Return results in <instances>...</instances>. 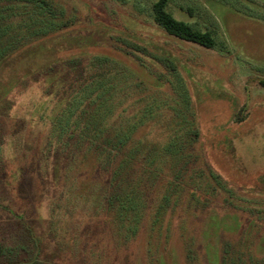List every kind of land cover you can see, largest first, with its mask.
<instances>
[{"label": "rangeland", "instance_id": "374dc122", "mask_svg": "<svg viewBox=\"0 0 264 264\" xmlns=\"http://www.w3.org/2000/svg\"><path fill=\"white\" fill-rule=\"evenodd\" d=\"M54 1L68 23L0 61L4 252L14 248V264H220L223 233L247 236L254 228L244 252L264 264V0H169L177 19L214 31L213 48L169 36L152 18L155 0ZM132 43L149 53H131ZM71 59L104 75L79 107L87 135L94 124L102 139L122 143L126 156L150 150L149 162L162 171H151V183L167 193V212L150 211L154 192L151 209L142 212L137 198L125 200V187L132 186L134 197L146 190L139 167L118 172L120 201L113 205L108 185L84 187L78 177L89 172L75 161L93 155L86 144L43 154L49 136L59 139L60 124L53 122L63 100L47 93L53 77L42 71ZM72 116L61 123L72 124L74 142L79 117ZM191 129L199 132L188 150L200 155L195 165L211 167L232 191L211 192L209 178L199 177L201 188L190 191L174 184L180 161L189 157L179 147ZM44 158L57 178L50 187Z\"/></svg>", "mask_w": 264, "mask_h": 264}, {"label": "trees", "instance_id": "16d2710c", "mask_svg": "<svg viewBox=\"0 0 264 264\" xmlns=\"http://www.w3.org/2000/svg\"><path fill=\"white\" fill-rule=\"evenodd\" d=\"M168 3L169 0H155L152 5L151 15L154 22L161 26L169 36L207 48H213L217 45L213 30L208 28L205 29L200 26L198 27L194 22L177 19L171 13ZM61 9V6L54 0H0V61L11 53L17 52L29 45L31 42L44 38L51 33L58 32L62 26L68 23L65 18L66 14L63 9ZM130 46L132 47L131 53H134L133 50H141L145 53H149L145 46L136 43H132ZM159 60L162 61L161 59ZM78 65H80L79 60L71 59L62 65V69L58 68L56 64L43 68V74H50L51 77H53L50 79L49 85L46 88L47 93L54 94V97L57 98L55 100H59L60 102L63 100L62 103H60L62 108L56 113L58 117L55 118V123L53 122L54 126L55 124L61 125L56 126L59 132V139H56L55 135L54 137L49 136L45 148L43 149V154L50 156L56 153V151L64 153L71 152L72 146H74V149H80L83 143L86 144V146L93 151V155L89 158L75 157V161L78 162L77 166H81L82 168L85 167L89 172H82L78 177L85 178L83 182L84 187H87L88 182L90 183L93 181L108 185L110 188L108 200L113 205L120 201L119 189L122 180H120L118 172L131 167L134 169L140 168L143 170V175L141 177L139 176L138 179L142 185L146 186V190H143V192L138 190V194L141 197L139 195L134 197L133 195H135V192L132 191V186L129 187V190L125 187L123 188V192L126 194L125 200L130 201L131 196L134 199L137 198L138 204L135 205V209L137 208V210L142 212L148 207L151 209V203L153 202L151 195L154 192L156 204L150 211L153 214L154 212L159 214V216L162 212H167L170 207L167 193L163 190H156L158 187L156 181L151 183L153 177L151 171L160 172L161 165L155 164V161H153L152 164L151 161L149 162L147 156L150 155V150L147 151L146 155L142 158L126 156L122 154V143L119 144L115 142V139L111 140L107 138L106 141L102 139L100 137V128L95 127L94 124L91 125L90 135H87L88 126H86L82 118L79 117V107L88 100L86 92L91 88V84L97 81L100 82L104 75L99 71L87 73L84 71L85 68L79 67ZM171 68L176 70L174 66H171ZM261 84L264 85V81H261ZM54 89H57L55 93ZM72 115H77V118L79 117L77 120L75 119V123L73 124L75 125L74 128L77 136V140L74 142L70 136L72 135L70 133L72 124L69 122L70 125L67 126L61 123L64 117L70 119ZM56 127H54V129ZM198 140L199 132L195 129H191L188 142H184V144H181L179 147L182 155L185 156L189 154V157H184L185 159L180 161L182 166L179 172L174 175V184L182 187L183 191H190L194 188H198V185L199 188H201L200 184H198L199 177L200 179L202 178L205 183L209 178L215 183L214 186H212L211 192L217 191L218 187H221L224 191H232V189L225 184L223 177L211 167L207 166V171H203L199 170L195 165V163L197 164L198 157L200 159V155L197 152L195 154V152H189L188 150L192 149L195 142ZM44 160V183L46 187H50V185L56 183L55 180L57 178L54 176L55 171L52 173V169L48 164L51 159L44 158ZM68 160L69 158H66L62 161L64 167L68 165ZM145 172L146 174L144 175ZM125 185L127 184L125 183L124 186ZM209 185L210 184L207 182L205 186L210 187ZM182 198L183 197H181V199ZM194 198H196L194 195L191 196V199ZM199 206V208L206 209L207 203H200L199 201ZM254 225L257 227L256 224ZM255 231L256 229L254 228L248 230L247 236H242L239 233L233 235L229 232L223 233V238L221 239L222 252L220 264H263L260 260L253 259L255 255H249L244 252L245 250L249 251V235L251 236ZM13 253L14 248H9L8 252H4V247L0 246V264H14L15 262L11 258Z\"/></svg>", "mask_w": 264, "mask_h": 264}]
</instances>
